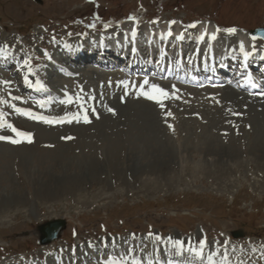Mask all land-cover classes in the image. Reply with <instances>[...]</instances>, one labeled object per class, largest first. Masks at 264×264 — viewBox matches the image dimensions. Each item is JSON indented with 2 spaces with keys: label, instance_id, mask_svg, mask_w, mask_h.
I'll list each match as a JSON object with an SVG mask.
<instances>
[{
  "label": "rangeland",
  "instance_id": "1",
  "mask_svg": "<svg viewBox=\"0 0 264 264\" xmlns=\"http://www.w3.org/2000/svg\"><path fill=\"white\" fill-rule=\"evenodd\" d=\"M39 1L0 0V49L12 44L22 59L29 57L36 63L43 59L51 38L64 45L67 41L57 37L71 32L66 38L82 41L93 37L97 26L110 33L132 23L145 30L168 19L175 21L176 29L181 22L197 27L206 21L221 29L220 42L229 40L232 46V34L223 29L234 27L235 33L244 34L264 28V0ZM121 17L126 19L113 23ZM92 24L94 28L89 27ZM79 54L77 59L84 60L86 53ZM42 64L32 65L33 75L38 77L42 69L51 87ZM15 70L13 77L21 78L19 68ZM80 74L77 94H90L95 86L89 80L96 77L107 95L124 90L104 88L96 72ZM137 83L135 88L140 86ZM67 85L76 93L73 83ZM53 88L63 92L57 85ZM7 90L0 84L3 119L22 123L11 113ZM218 90L221 97L215 108L185 102H165L163 108L145 103L149 117L140 107V114H121L124 121L114 117L106 125L109 116L102 112L92 124L75 122L69 128L58 126L53 133H47V126L33 124L29 128L37 134L32 143L0 141V264H110L115 258L132 264L131 258H144L146 251H153L155 258L181 251L182 247L174 246L177 240L190 250L187 257L193 260L192 250L200 248L201 239L206 241L202 250L206 259L211 256L221 263L226 254L230 264H263L264 247L253 244L264 242V133L249 124L251 116L257 119L259 106L257 99L241 100ZM21 95L16 96L28 106ZM91 101L86 109L92 108ZM127 139L132 140L130 149L124 144ZM115 152L117 161L101 160ZM90 158L98 159L99 167L92 168ZM56 219L64 220L66 228L52 248L42 249L37 245V227ZM233 231L243 237L231 239ZM238 243L252 245L246 248Z\"/></svg>",
  "mask_w": 264,
  "mask_h": 264
},
{
  "label": "snow or ice",
  "instance_id": "2",
  "mask_svg": "<svg viewBox=\"0 0 264 264\" xmlns=\"http://www.w3.org/2000/svg\"><path fill=\"white\" fill-rule=\"evenodd\" d=\"M132 19H134V18L130 16L129 20H132ZM171 23H175V21H172ZM89 27H93L94 28L95 24L89 25ZM105 27H107V25H105ZM188 27L189 28H195L196 24L195 23L190 24V25H188ZM220 31H221V29L219 27H217L215 32H213L208 38L212 39V40H215L216 39V33L220 32ZM223 31L227 32L229 34H233V33H235L237 31V29L232 27V28L223 29ZM131 34H132L133 37H135L136 36V30L133 29ZM205 35H207V33L202 34L200 37H198V39L203 40L205 38ZM166 36H172L171 31H169L166 34ZM183 38H184V34L183 33H181L179 36L176 37L177 40H182ZM251 39L253 41H255V40H257V36L253 35V36H251ZM253 49H255V45H253ZM2 51L3 50L0 49V52H2ZM240 51L243 54L245 60H247L253 54L252 52L245 51L243 43H241V45H240ZM44 55L48 56L47 52H45ZM262 59H264V57H262ZM20 67L27 69V74H25L24 77H23L24 83L26 85H28L29 87H32L33 86V82L29 79V75H31L33 73V67H32L31 58L25 57L23 59V61H22V64L20 65ZM247 82L249 84H251L252 87H256V84L252 82V78L250 76L247 77ZM3 83L4 84H9L11 82L10 81H3ZM123 83L125 85V88H127L128 83L127 82H123ZM147 84H148L147 80H144L143 83L140 84V86H139L140 90L137 92V95L138 96H143L144 98L157 103L161 108H163L164 107L163 98H167V97H169L172 94H170L167 90L163 89L162 87H160V86H158L156 84H152V85H150L148 90H144V86L147 85ZM35 85L40 87V88L44 87V85L39 80L35 81ZM127 94H128L127 91H125V95H127ZM261 95H264V93H261ZM13 99L19 100L21 98L20 97H13ZM78 99H81V98H78ZM121 99L123 100V97H121ZM3 102H4L3 100H0V103H3ZM61 103L71 104L72 103V98L68 97L66 101H61ZM40 106L43 107V104L41 103ZM11 107L18 115L26 116L29 119L38 120V121H41V122L47 123V124L64 123V122L72 123L73 121H75L77 123H80V122L90 123L91 122L90 119H89V116H88V112H87V110H85L83 108V106H81V112L80 113L72 115L70 118H67V119L62 118V119H59V120H52V119H49L48 117H45L43 115H34L32 112L26 111L24 109H21V108L17 107L14 104L11 105ZM108 111L109 112H114V110L111 109V108H109ZM166 115L167 116H171L172 114H171V112H167ZM3 116H4V114L2 112H0V129L7 128L14 135L13 136L0 135V141H6V142H9V143H12V144H19L21 142L32 143V133L21 131L20 129L15 127L13 124L8 123L7 121H5L3 119ZM168 127L171 128L172 125L169 124ZM64 139L70 140V139H72V137H65ZM148 237L149 238L153 237V233L151 231L148 232ZM160 239H161L160 236H158V235L155 236V240L159 241ZM224 243L227 244V241H225ZM199 245H200L199 249H193L192 250V251L195 252V255L197 257H200L202 255V250H203L204 246L206 245V241L204 239H201L199 241ZM174 246L177 249L183 247L182 242L179 241V240L174 242ZM208 260H209V262L211 264L212 257L209 256ZM110 264H124V262L120 261V260H117V261H111ZM132 264H139V262L136 261V260H133ZM221 264H230L229 258H228V256L226 254L223 255ZM238 264H244V262L243 261H239Z\"/></svg>",
  "mask_w": 264,
  "mask_h": 264
},
{
  "label": "bare ground",
  "instance_id": "3",
  "mask_svg": "<svg viewBox=\"0 0 264 264\" xmlns=\"http://www.w3.org/2000/svg\"><path fill=\"white\" fill-rule=\"evenodd\" d=\"M144 17V16H143ZM154 19V18H153ZM155 19H157V18H155ZM172 19H174V18H172ZM165 20V19H164ZM157 21H159V20H157ZM211 24V23H210ZM209 23H207V24H201L200 26H199V30L197 31L198 32V34L203 30H206V31H212V29H213V27H211V25H210ZM104 28H102V27H100V26H97L96 27V30H103ZM82 30V29H81ZM69 33H71V32H69ZM69 33H67V34H65V36H68L69 35ZM238 33V32H237ZM73 34V33H72ZM71 36V35H70ZM198 37V36H197ZM49 38V35H46L45 37H44V42L45 41H47V39ZM240 40H241V42H240V44L241 43H243V45L244 46H246V45H248V41L245 39V38H240ZM254 42H256L257 44H260V42L259 41H257V40H255ZM25 43V42H24ZM26 44L27 45H29L30 44V42L29 41H27L26 42ZM10 45V47L11 48H13V46H12V44H9ZM45 45H47L48 46V43L47 44H45ZM7 47V46H6ZM14 49V48H13ZM15 51H19V49L16 47V49H14ZM86 53V52H85ZM81 55H82V53H80ZM73 57L74 58H76V56H75V54H73ZM85 58L86 59H88L89 58V54L88 53H86V55H85ZM8 59L9 58H5L4 59V62L3 63H1V64H5L7 61H8ZM77 59V58H76ZM39 61L40 62H44L45 60H44V58L43 59H39ZM33 64H36L35 62H32ZM21 65V63H19V66ZM99 67V66H98ZM101 70H104L103 68H100ZM20 73L22 72V74H23V77H24V75L25 74H27V69L26 68H22V67H20ZM19 71V70H18ZM105 72H102V71H99V70H94V72H96L97 74H99V75H97L98 76V78H99V80L102 82V83H104V86H106V84L107 85H109V86H111V88L112 87H114V88H116V87H119V88H125L124 87V84H121V81L119 80V77L118 76H116V75H114L113 73H111V72H106V70H104ZM56 72V71H55ZM96 75V74H95ZM56 76V75H55ZM6 81H10L11 83H9V85H11L12 86V88H14V90H15V92L14 93H16V95L18 94V95H20V94H22V86L21 85H18L17 83H16V81L15 80H11L10 78H9V75L7 74V75H3L2 76ZM29 79L33 82V86L32 87H29L28 85H26L25 83H24V79L22 78V81H23V83L27 86V87H29L30 89L29 90H35V88L37 87L36 85H35V78L32 76V75H29ZM134 83H137V82H135V81H133ZM134 83H133V85L131 86V87H134ZM102 86H103V84H102ZM103 86V87H104ZM108 86V87H109ZM145 86H150L149 84H147V85H145ZM136 87V86H135ZM138 87V86H137ZM105 88V87H104ZM107 88V87H106ZM139 88V87H138ZM147 87H145V89H146ZM149 89V88H148ZM125 90V89H124ZM108 92V91H107ZM58 94H56V95H59L58 96V98H61L62 96H64V95H60L59 93H62V92H57ZM94 95H95V97L97 98V99H99V95L101 96H105V95H103V93H101V92H97V91H94ZM71 96V95H70ZM196 96H198V95H196ZM196 96H193V99H196V98H199L200 96H198V97H196ZM57 97V96H56ZM64 98H66V97H64ZM116 98V99H115ZM114 99H112V100H110V101H108V104H102V105H99L97 108H98V111L100 112V113H102L103 112V114L104 115H107V116H109V118L106 120V125H109L110 123H111V120L115 117H121L122 115L121 114H126V115H130V116H134L135 114L136 115H138V114H140L141 112H139V109H140V107L142 108L143 107V111H146V112H144V114H145V116H147V117H149V115L151 114V112L149 111V112H147V109L148 110H150L149 108V106L148 105H146L145 103H149L148 101H146V100H142V99H135V98H132V99H130V100H128V101H124V100H122L120 97L118 98L117 96L115 97ZM173 98V97H172ZM202 98V97H201ZM214 98L216 99V98H218V96L217 95H214ZM233 98H235V97H233ZM95 99V98H94ZM96 99V100H97ZM174 99V98H173ZM203 99V98H202ZM89 99L87 98L86 99V101H88ZM92 102V101H91ZM100 102H101V100H100ZM256 102V104H258V106L257 105H255V106H257L258 107V109H255L256 110V112H260V113H257V115H258V117H256L257 119H255V118H253V116H251V123H249V124H251L252 125V123H253V125H252V128L254 129V130H256L257 129V132H262V133H264V100H260V101H258V99L255 101ZM90 103V102H89ZM88 103V104H89ZM237 103V102H236ZM150 105H154V104H151V103H149ZM242 104V103H241ZM262 104V105H261ZM92 105V104H91ZM156 105H158L157 103H156ZM243 105V104H242ZM247 105V104H246ZM158 107V106H157ZM205 107H206V105H205ZM256 107V108H257ZM88 108V107H87ZM109 108H111V109H113L114 110V112H109L108 111V109ZM249 108V107H248ZM255 108V107H254ZM253 108V109H254ZM158 109H160V108H158ZM253 109L251 110V111H253ZM89 111H90V109H88ZM247 110V109H246ZM242 111V110H241ZM31 112L34 114V115H43V116H45V117H50V116H48V115H44V113L41 111V112H38L39 114H37V111H32L31 110ZM79 113L81 112V110H79L78 111ZM234 112H236V111H234ZM243 112H245V111H243ZM254 113V112H253ZM110 114V115H109ZM144 114H143V116H144ZM247 114V113H246ZM245 114V115H246ZM59 115H61V114H59ZM73 114L72 113H68V114H65L64 116L66 117V118H70L71 116H72ZM135 115V116H136ZM233 115V114H232ZM235 115V114H234ZM243 115V114H242ZM256 115V114H255ZM101 116V115H100ZM103 116V115H102ZM236 116H237V113H236ZM235 116V117H236ZM247 116H250V114L249 115H247ZM231 117V116H230ZM54 118H56V117H54ZM60 118V117H59ZM114 118V119H115ZM143 118V117H142ZM146 118V117H145ZM92 119V118H91ZM113 119V120H114ZM118 119H121L122 121H124L123 119H122V117L121 118H118ZM231 119H233L232 117H231ZM237 119V118H236ZM242 119H244V118H242ZM242 119H241V121H242ZM230 120V119H229ZM248 120H250V118L248 119ZM236 121H238V120H236ZM108 122V123H107ZM232 122H234V119H233V121ZM243 122V121H242ZM73 123H75V121L74 122H72V123H67L66 125H59L61 128H64V127H67V128H69L68 126H71ZM245 123V122H244ZM235 124V123H234ZM242 124V123H241ZM83 125H85V124H83ZM82 125V126H83ZM89 125V124H88ZM240 125V124H239ZM239 125H238V127H239ZM243 125V124H242ZM247 125V124H246ZM39 126V125H38ZM44 126H47V127H49V131L47 130V133H53V132H55L56 131V127H58V126H50V125H40L39 127H41V128H43L44 129ZM63 126V127H62ZM72 126H74V125H72ZM81 126V127H82ZM86 126V125H85ZM232 126V125H231ZM47 127H45L46 129H47ZM80 127V128H81ZM90 127V126H89ZM67 128H65V130L66 131H70L71 129H67ZM96 128H99L98 127V125H96ZM243 130V129H242ZM245 132V131H244ZM81 133V130L79 131V132H77V134H80ZM86 134H87V132H86ZM72 135V134H71ZM74 135V134H73ZM262 135H264V134H262ZM60 136V135H59ZM71 137V136H70ZM57 138H59V137H57ZM132 143V140L131 139H127V140H125L124 141V144H125V146H129V148L128 149H130L131 148V146H130V144ZM99 145V144H98ZM93 146H95V145H93ZM102 149V148H101ZM122 149V148H121ZM121 151V150H120ZM121 156V155H120ZM237 156V155H236ZM118 158H119V156H118V153L117 152H115V153H110L109 155L108 154H105L104 155V158H101V160H106L107 162H115V160L114 159H116V161L118 160ZM99 160L98 159H93V158H90L89 160H88V164H91V166H92V168H94V167H99V162H98ZM158 161V160H157ZM87 164V165H88ZM86 165V166H87ZM262 164H260V166H261ZM264 167V166H263ZM90 168V167H89ZM191 168V167H190ZM235 244V243H234ZM255 244V243H254ZM232 245V244H231ZM237 245H240L241 247L242 246H246V248L247 247H250L249 246V244L247 243V245H245V244H241V243H238ZM53 247V245H51V246H49V247H47V248H42V249H49V248H52ZM254 247V246H253ZM146 259V258H145ZM255 260V259H254ZM250 262V261H249Z\"/></svg>",
  "mask_w": 264,
  "mask_h": 264
},
{
  "label": "water",
  "instance_id": "4",
  "mask_svg": "<svg viewBox=\"0 0 264 264\" xmlns=\"http://www.w3.org/2000/svg\"><path fill=\"white\" fill-rule=\"evenodd\" d=\"M39 3L38 0H35ZM253 35L264 39V30H255ZM65 228V222L63 220H52L43 225L37 227L39 234L38 244L44 246L58 239L60 232ZM237 237V235H234Z\"/></svg>",
  "mask_w": 264,
  "mask_h": 264
}]
</instances>
